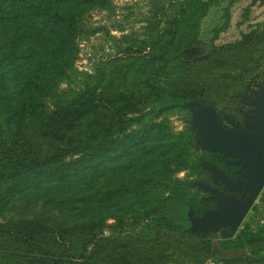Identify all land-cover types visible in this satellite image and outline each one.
I'll list each match as a JSON object with an SVG mask.
<instances>
[{"label": "trees", "instance_id": "1", "mask_svg": "<svg viewBox=\"0 0 264 264\" xmlns=\"http://www.w3.org/2000/svg\"><path fill=\"white\" fill-rule=\"evenodd\" d=\"M152 1L158 3L152 9L156 20H149L140 44L130 51H143L147 64L155 60L156 65L173 51L181 70L199 65L208 71L211 61L219 65L224 46L200 55L199 44L206 42L199 28L209 7L220 0ZM234 1L225 0L214 34L229 25ZM112 7V0H0V210L27 190L65 183L68 198L82 203L78 212L83 214L75 220L0 219V264H167L170 259L264 264V216L259 224L242 221L230 236L214 242L206 233L189 231L188 211L196 215L206 207L194 181L203 180L208 170L197 160L188 165L187 139L178 138L160 117L175 107L194 109L201 101L216 105L220 88L229 84L222 82L234 75L217 72L209 79L204 72L198 80L168 87L146 80L144 89L133 84L116 89L96 81L60 87L81 36L92 29L90 10ZM240 36L227 46L242 50L256 34L250 28ZM237 67V74L250 68ZM134 147L152 152L137 165L134 177L114 178L116 187L72 192L85 173L105 165L125 167L123 157ZM186 167L193 171L191 179L174 175ZM146 182L157 184L143 187ZM150 195L154 198L146 207L130 209L129 199ZM123 209L130 213H119ZM231 249L230 255L221 252Z\"/></svg>", "mask_w": 264, "mask_h": 264}, {"label": "rangeland", "instance_id": "2", "mask_svg": "<svg viewBox=\"0 0 264 264\" xmlns=\"http://www.w3.org/2000/svg\"><path fill=\"white\" fill-rule=\"evenodd\" d=\"M112 2L113 7L110 11L90 10L87 21L92 29L86 35L81 36L68 78L60 83V87L75 89L80 87L84 81H96L98 86L109 83L112 88L127 89L133 84L134 87L144 89L146 80L152 84L168 87L178 86L185 81L198 80L204 72L207 73L209 79L214 73L229 72L234 76L231 77L232 81L227 79L222 82V85L224 83L229 84L227 88H220L222 94L218 96L217 104L214 105L209 101L202 102L210 104L221 128L243 130L250 135L255 134L256 125L259 124L256 117L260 116V113L257 111V105L252 103L250 98L260 94L264 96V1L235 0L229 8V25L215 34L213 26L223 20L222 7L226 2L220 0L219 3L209 7L200 20L199 36L206 43L199 44L202 49L199 54L206 55L213 46L221 45L224 48L222 47L220 51L222 58H220L219 65L214 61L206 63L208 71H202L199 65L181 70V65L176 63L179 56H175L173 51L170 52V55L165 56L163 63L160 62L159 65H156L154 60L153 64H147L143 51L133 52L130 50L140 44V40L145 35V30H148V25H150L149 20H156L152 14V9L158 3H154L156 1L152 0H112ZM157 19L159 22L156 26L159 27L162 16L160 15ZM250 28L254 29L256 36L245 42L244 49H238L236 44L227 46L228 43L241 39L240 31ZM211 36V44H209L207 41ZM227 61H232L233 66ZM243 64L246 65V68H250L245 72L243 70L241 74H237L236 71H240L237 66ZM160 117L166 119L171 130L178 134V138L187 139L186 159L188 165L191 161L197 160L202 168L208 170V172L203 173V180L194 181L199 188L198 196L206 206L201 208L199 214L217 206L213 191H221L228 196L239 197L241 195L243 187L239 189L230 187L215 176L214 168L223 173L218 168L222 164L211 162L216 161L211 154L212 151L202 147L193 108H171L162 112ZM151 154V151L147 152L144 148L134 147L123 157L126 162L125 167L117 168L105 165L93 173H85L79 177L78 187L77 189L73 188L72 192L79 194L80 189L82 191H98L116 187L119 183L114 178L134 177L137 165L145 161ZM224 159L226 163H231L230 158ZM244 170L239 172V177L245 178ZM174 175L179 178L191 179L193 171L186 167L176 171ZM231 180L234 182L236 179ZM156 184L146 182L142 186L156 187ZM63 186L64 188H62ZM157 189H159L158 186L156 191ZM163 191L165 190L163 189ZM67 193L65 183L52 188L27 190L11 200L7 207L0 210V219L31 215L48 216L62 220L81 219L83 214L78 212V208L82 206V203L68 198ZM47 198L49 199L45 200ZM153 198L154 195L132 198L129 199L128 205L132 210H140L146 207ZM243 201L249 202V206L235 230L240 227L242 221H250L252 225L262 221L264 216V185L253 195L245 192ZM119 213L128 215L130 210L123 209ZM107 221H112V218H108ZM233 232H230L227 225H220L216 230H209L205 233L214 242L220 235L228 237ZM221 252L226 255L234 253L232 249ZM167 264L187 263L185 261L179 262L178 259H170Z\"/></svg>", "mask_w": 264, "mask_h": 264}, {"label": "water", "instance_id": "3", "mask_svg": "<svg viewBox=\"0 0 264 264\" xmlns=\"http://www.w3.org/2000/svg\"><path fill=\"white\" fill-rule=\"evenodd\" d=\"M264 1V0H260ZM205 47H208L205 45ZM263 94L250 98L251 102L257 105L260 116L256 118L259 124L256 125V132L250 135L243 130L223 129L215 118L214 111L210 104L200 102L193 109L195 123L201 145L204 149L215 151L222 156L231 157L229 161L242 166L245 178H237L234 182L217 169H213L215 176L223 180L230 187L243 192L239 197L228 196L221 191H213L217 206L205 210L199 215H192L188 211L190 222L189 230L205 233L209 230H216L220 225H227L230 232L242 220L248 209L249 202L243 201V195L248 192L250 195L258 192L264 184V98ZM211 170V169H210Z\"/></svg>", "mask_w": 264, "mask_h": 264}, {"label": "flooded vegetation", "instance_id": "4", "mask_svg": "<svg viewBox=\"0 0 264 264\" xmlns=\"http://www.w3.org/2000/svg\"><path fill=\"white\" fill-rule=\"evenodd\" d=\"M215 160L211 161L213 163H217V164H222L221 166H218V168H220L223 173L227 176H229L231 179H237L239 177V172H241L244 168L238 164H234V163H226L224 158H230L228 156H222L221 154H219L218 152L212 151L211 153ZM225 165V166H223ZM264 185V184H263ZM263 187V186H262Z\"/></svg>", "mask_w": 264, "mask_h": 264}]
</instances>
